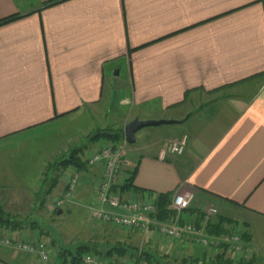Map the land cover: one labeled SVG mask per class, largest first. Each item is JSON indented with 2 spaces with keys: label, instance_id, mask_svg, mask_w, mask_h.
Listing matches in <instances>:
<instances>
[{
  "label": "crops",
  "instance_id": "crops-1",
  "mask_svg": "<svg viewBox=\"0 0 264 264\" xmlns=\"http://www.w3.org/2000/svg\"><path fill=\"white\" fill-rule=\"evenodd\" d=\"M52 1L0 0V20L19 16L0 25V147L39 131L63 137L59 149L96 127H124L135 118L183 121L135 134L124 179L136 169L133 186L142 192L115 191L144 199L190 189L194 198L182 219L200 225L202 211L213 207L240 231L246 224L245 259L261 263L264 0H65L43 7ZM120 106L127 118H119ZM183 137V153L171 154ZM81 171L93 176L80 196L89 209L100 165ZM155 233L148 243L158 248ZM12 234L0 226V237ZM161 248L192 260L224 249L238 258L223 247L165 240ZM8 250L0 246L7 260L0 264L37 260Z\"/></svg>",
  "mask_w": 264,
  "mask_h": 264
},
{
  "label": "rangeland",
  "instance_id": "rangeland-1",
  "mask_svg": "<svg viewBox=\"0 0 264 264\" xmlns=\"http://www.w3.org/2000/svg\"><path fill=\"white\" fill-rule=\"evenodd\" d=\"M111 99L114 103L118 101V97L115 96ZM120 108L125 113H120L119 118L129 114L126 106H120ZM116 126L117 128L111 127V129L117 131L124 130L125 127V125L122 126V123ZM96 129L98 128L96 127ZM96 129L88 135H79L81 136L79 142L66 141V147L59 149L57 147H61L60 142L64 138L53 136L54 132L47 135L46 132L41 133L42 131L28 136L21 142H9L0 147V209L11 220L23 223L20 230L13 231V238H5L31 244L43 240L46 242L50 258L54 262L61 259L62 255H66L65 252H75L78 246L86 245L94 251L84 254H96L95 251L104 254L111 248H123L126 252L124 256L116 258L117 256L114 254L111 257L138 264H147L141 258L143 253L151 256V264H190L191 257H187L184 253L175 254L162 250L161 247L164 246L165 239H159L163 245L158 248H155L154 244L148 243V234L154 232L153 230L146 233L139 230L126 232L91 220L89 212L92 207L86 209L82 205L84 203L80 197L83 191L93 183L91 172L77 171L72 167L62 169L56 163L76 148L81 149L80 158L85 163L86 157L95 148L113 143L95 140L93 136ZM68 131L66 139L71 138ZM116 144L122 145L125 154H128L131 145L126 144L125 140ZM71 177H76L74 190L67 202L59 204L64 199L68 179ZM155 234L159 236L157 233ZM4 249L9 251V248L4 247ZM0 252L5 253V251ZM260 252L262 260L261 263L256 262V264H264V247ZM26 254L37 259L33 261L34 264H45L34 254ZM229 255V257L232 256ZM5 258L0 256V259L7 261ZM241 258L245 259L243 256ZM59 264L62 263L59 262Z\"/></svg>",
  "mask_w": 264,
  "mask_h": 264
},
{
  "label": "built area",
  "instance_id": "built-area-1",
  "mask_svg": "<svg viewBox=\"0 0 264 264\" xmlns=\"http://www.w3.org/2000/svg\"><path fill=\"white\" fill-rule=\"evenodd\" d=\"M186 137L175 141L170 146V152L181 155L185 149ZM86 167L100 165V176L95 187L96 206L92 207L89 216L92 221L128 231L139 230L149 232L154 230L165 240L183 242L198 248H214L226 246L236 257H249L251 254L248 242L242 239L237 227L228 228L226 234L211 235L206 232V226L217 218V210L206 207L202 211L200 225L192 221H184L182 212L186 210L194 193L187 188H178L171 198L170 207L174 211L165 219H158V208L154 197L144 199L123 198L119 189L125 177L126 154L124 147L116 143L104 145L94 150L85 159ZM76 184V177L68 179L63 204L69 200ZM0 245L23 253L34 254L45 264H59L50 258V251L45 241L35 243L21 242L0 237ZM83 264H138L124 259L105 258L96 254L86 253L82 256Z\"/></svg>",
  "mask_w": 264,
  "mask_h": 264
},
{
  "label": "trees",
  "instance_id": "trees-1",
  "mask_svg": "<svg viewBox=\"0 0 264 264\" xmlns=\"http://www.w3.org/2000/svg\"><path fill=\"white\" fill-rule=\"evenodd\" d=\"M62 1L65 0H54L52 2H49L45 4L43 7H48L52 6L55 4H58ZM19 16H11L7 17L5 19L0 20V25L7 24L9 22H12L16 19H18ZM93 138L95 140H105V141H110L113 143H118L120 141H124V133L123 130H113L111 128H105V129H98L96 133L94 134ZM81 149L76 148L72 149L70 152H68L66 155H64L62 158L59 159V161L56 163V165L62 169H67V168H74L77 171H81L86 169L84 166L85 163L82 162L81 158ZM136 175V169L132 170L129 172L126 176V178L123 181V185L120 189V192H130L132 191L133 193H140L142 190L136 188L133 186V181ZM173 196V193H167V194H159L155 198L156 200V205L158 208V213H157V218L158 219H165L168 218V216H171L174 211L170 207V202L171 198ZM151 197V196H148ZM216 222L208 224L206 226V232L211 235H221V234H226L228 232V229L224 226V224H228L232 227L236 226V223L232 220H227L223 219L220 217L216 218ZM0 226L4 227L5 229H10L12 231H17L20 230L23 227V223L20 221H15L14 219L11 220L9 216L4 215L0 209ZM243 230L241 231V236L242 239L245 242L250 241V234L248 233V228L247 225L242 223ZM223 248H227L226 246H223ZM227 249H224L223 252L217 253L214 256L207 257V255H203L201 260L198 259H190L191 263L190 264H252V260L248 259H242L241 257L238 258H233L229 257L226 253ZM88 251H94L90 247L86 245L78 246L75 250L73 251H68L65 252L66 255H62L63 259V264H83L82 263V256L84 255L85 252ZM96 255H99L101 257L105 258H112V255H116V258H120L121 256H124L126 254L125 250L123 248H111L108 251H106L104 254L101 253L100 251H95ZM102 254V255H101ZM144 261H146L147 264H151V256L143 253L141 257ZM158 264V263H157Z\"/></svg>",
  "mask_w": 264,
  "mask_h": 264
},
{
  "label": "water",
  "instance_id": "water-1",
  "mask_svg": "<svg viewBox=\"0 0 264 264\" xmlns=\"http://www.w3.org/2000/svg\"><path fill=\"white\" fill-rule=\"evenodd\" d=\"M183 121H174V120H140L138 118L133 119L132 121L128 122L124 127V140L125 143L128 145H134L136 142L135 134L144 129L149 127H159L163 125H175L182 123Z\"/></svg>",
  "mask_w": 264,
  "mask_h": 264
}]
</instances>
